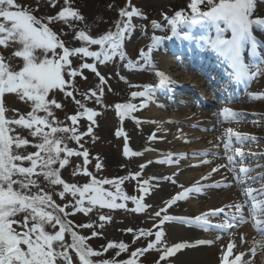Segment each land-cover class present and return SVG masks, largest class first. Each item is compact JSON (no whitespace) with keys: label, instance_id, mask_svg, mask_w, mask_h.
<instances>
[{"label":"snow or ice","instance_id":"obj_1","mask_svg":"<svg viewBox=\"0 0 264 264\" xmlns=\"http://www.w3.org/2000/svg\"><path fill=\"white\" fill-rule=\"evenodd\" d=\"M52 7L57 6V0H48ZM206 2L207 11H199L198 6ZM256 0H191L189 8L191 15L175 12L174 17H165L170 25L173 36H178V24H187L189 27L198 24L211 25L215 29L214 39L206 41L208 46L219 57L227 63L231 69L230 76L237 83L250 82L257 75H264V57L259 58V63L246 64L242 56L245 44H250L253 55H256L257 38L254 36L253 28L257 26L264 29V19H254V7ZM120 20L115 24V31H108L106 34L93 38L84 30H76V22H81L84 17L72 7V0H63L60 10L52 16L37 17L34 9L21 6L17 0H0V46L4 49L13 48L11 56L6 58L0 55V264H73L70 251L75 253L79 264H137L140 256L150 249L160 252V260H166L179 250L191 247L187 243H177L169 247L164 243L163 225L166 222H176L183 225L195 226L204 231L218 229L220 232H228L239 224L247 223L243 210L247 208L248 215L253 222V227L259 228L264 223V185L259 189L253 188L246 182L253 169L244 163L246 153L242 150L246 142H254L255 137L233 130L231 127L222 130L217 136L224 149V156L219 157L216 152H194L193 157H210L211 159H225L226 164L217 165L211 168L202 180H209L213 173H218L220 168H226L232 173L233 180L239 187L241 195L245 198L243 202L226 204L223 207L210 209L195 217H177L169 214V209L178 201L186 200L190 193H201L208 188L232 187V184L205 183L197 181L191 187L181 185L182 191L177 192L170 199L163 201V206L155 212L154 217L158 218L157 229H139L133 231L128 228L126 231L133 234L132 243H137L141 238L154 235L155 240L150 241L147 247L137 248L131 251L129 258L125 260L96 259L101 257L103 252L110 249L116 250L115 256L128 252L129 245L124 242L109 241L102 251H96L86 243L88 237L81 235L75 228L94 229L93 223H82L73 225L70 216L76 213H83L87 216L95 208L99 209H126V201H131L135 207L127 209L130 212H143L146 208L152 207L145 203V196L149 194V177L141 181L143 170L147 164L140 165V171L129 173L118 179H97L88 171L87 166L91 163L89 150L82 142L83 137L93 135L94 119L98 113L86 107L85 103L75 98L74 80L82 75V69H89L95 72L100 79L97 85L99 91H91L90 94L82 93L85 101L95 98V103L103 105L105 78L96 69L97 62L106 64L114 57L121 61L126 59L122 45L126 34L132 31V18L140 16L136 8L131 11L127 8L119 12ZM183 16V20L181 17ZM60 22L73 30V39L80 42L78 47L66 45V41L53 31L50 25ZM154 29L160 25L152 22ZM230 33V37L226 36ZM189 40L190 36L185 34L182 37ZM159 37H153L158 41ZM98 46V50H90L91 46ZM152 50L149 46V52ZM71 57L83 60L90 58L92 63H82L79 67L73 66ZM19 58L22 66L14 63ZM140 59L145 61L149 68H153L147 52L140 53ZM138 63V62H137ZM126 68H133L135 65L128 61ZM159 83L155 87L145 85L143 91H132L131 99L137 97L148 100L156 88L168 87L172 82L161 71H155ZM134 87V86H130ZM59 90L67 97H72L78 106L75 115H66L70 124L60 120L55 115L56 109H63L64 105L55 99ZM68 89H72L71 91ZM111 91V89H109ZM5 93H13L20 101L30 106V111L20 113L13 110V116L7 115L3 97ZM51 93V96H50ZM252 99H264V94L253 96ZM145 103L139 106L131 101L116 103V115L123 122L126 118L136 120L132 113L145 107ZM82 110V111H81ZM218 124L239 123L244 114L235 112L229 107H224L218 113ZM86 117L89 121L87 131L79 130L81 118ZM139 123V121H136ZM153 123V121H147ZM195 127V125H193ZM27 131L30 141L23 135ZM159 130V129H158ZM117 137H125L124 156H141L142 152H132L127 143V134L122 129L117 130ZM155 134L149 136L154 140ZM70 142L79 145V149L69 146ZM234 145H237L234 147ZM31 146L36 149L34 152H27ZM151 149H145L150 151ZM255 156V153H252ZM260 155H264L261 153ZM71 157L83 158L82 165L77 164L72 172L73 176L84 175L90 177L89 182L80 185L68 183L61 175L70 163ZM239 158V159H237ZM187 159L183 154L173 157L172 153L164 155V159L157 161L160 164L179 163ZM210 159H203L201 163L209 164ZM148 163H152L151 160ZM103 165L97 159L95 168L99 171ZM175 174V173H174ZM171 179V177H165ZM125 181H136L139 195H126L122 187ZM176 184V180H172ZM255 183V180H253ZM43 185V186H42ZM109 185L111 189L105 188ZM57 187L59 190L57 191ZM54 195L66 201L63 206L57 204ZM71 197V200L67 198ZM123 201V202H121ZM234 209V211H233ZM221 214H223L221 218ZM99 221L111 220L112 217L100 214ZM216 219L218 222L212 223ZM99 228L104 224L100 223ZM91 235L96 237L99 233L95 230ZM231 235V233H229ZM264 238V233H261ZM66 236L71 242L66 241ZM219 239V236L216 237ZM213 240H198L196 244H212ZM259 243V242H257ZM233 243L229 242L226 250L220 255V264H248L242 261L243 251L239 254L233 253ZM234 256L229 260V255Z\"/></svg>","mask_w":264,"mask_h":264},{"label":"rangeland","instance_id":"obj_2","mask_svg":"<svg viewBox=\"0 0 264 264\" xmlns=\"http://www.w3.org/2000/svg\"><path fill=\"white\" fill-rule=\"evenodd\" d=\"M189 1L191 0H72V7L75 6L77 8L76 10L79 11L80 14L84 17L83 21L76 22L75 29L84 30L86 33H90L93 36L97 37L106 34L108 31H115V24L118 20L121 19L119 16V12L121 9L127 8V10L131 11L132 8H136L140 12V16L132 18V31L126 34L125 40L122 45V50L125 53L126 59L121 61L117 56L114 57L111 61H108L106 64H99L98 62L96 64L98 72L102 76L109 79V85L104 84L102 86L104 88V95L101 99L103 101V105L105 106L96 104L95 98H92L93 100H89L91 103L95 104H91V106L94 107L97 111H99L98 115L94 118L96 120V123L92 125L93 135L96 138L95 140H93L92 136L89 135L83 137L82 142L84 143V146L89 150L90 158H92L91 163L87 166V168L96 176L97 179H108L111 176H116L126 171L133 172L138 169L136 167L138 165L135 164L134 159L130 158L129 156L128 158L123 157L124 155L121 156V142L119 140H124L123 142L125 143V137L123 135L119 136L117 140L115 137L114 130H119L120 127L118 125H121L124 131L127 130L126 134L137 135L141 145H146L148 142L149 129H146L144 131L141 127L142 125H139V123L137 126H135L136 121L141 120H139V117H137L136 120H134L133 122L132 120H129L127 118L123 122H121L120 118L116 115L115 104L125 102L126 100L123 101V99L127 97V102H134L136 100L137 102H140L142 97H137L133 100L131 99L130 93L132 91H143L145 85H151L154 87L155 83H153V79L145 77H136L137 74L144 72L145 69H149V67L145 64V61H142V59H140V53L142 51L146 52L145 47L141 48V46H143V44H146V39L151 37L153 38V36L164 37L163 39L169 38V35L171 34V29L170 25L166 22V20L161 18V16L163 17V11L168 13L170 6L174 2H178L176 3V7L178 6L182 8L184 11L183 13L187 14L191 12L189 8V4L191 2ZM17 3H19L23 7L34 9V14L39 18L41 16L46 17L55 15L60 10V5H62L63 0H57L56 7H52V5L49 4L48 0H17ZM255 5L256 7L254 13L260 14L261 17L264 16V0H256ZM198 8L199 11H202L200 5ZM167 17L172 18L174 17V15H170ZM181 18H183V16ZM153 21L160 25L159 29L153 28ZM181 24H178L177 27L178 34L181 33V28L183 27V25ZM63 26V38L69 39V41L74 44V39L72 40L73 31H70L67 25H64L60 22H56L52 25V28L57 31V29L59 30V28L62 29ZM153 41L158 43V41L156 40ZM75 45H80V42H76ZM90 50H98V46L93 45L91 46ZM0 51L2 53H5V57L8 58L11 56V53L12 51H14V49H4L2 46H0ZM154 52L152 53L153 57ZM83 60L92 61L90 58L87 57H85ZM83 60L77 59L76 57L72 58V61H75V64H78V66L80 63H82ZM128 61H132L135 67L129 69H126L125 67L124 69V65L127 64ZM14 63L17 65V70L19 69V66H22V62L19 58H15ZM74 83L76 89V91L74 92L75 98L77 100H81V102L83 103H85V100L83 99V96L80 93L82 90L78 87L79 85L86 90H95L97 92L99 91L97 85H99L100 82L96 80L93 81L91 79L85 80V76L83 74L75 78ZM109 89H111V91H109ZM68 90L71 91L72 89ZM54 91L56 92L55 99H57L58 102H61L64 105L63 109L55 110V115L58 119L65 121V124H70V121H67L66 119V115L70 113L73 114L78 111V106L74 103L72 97L65 98L64 94L58 89ZM3 102L6 108L8 109L7 115L9 117L13 116V110H17L20 113H26L31 110L28 104H25L23 101H20L18 97H16V95L13 93H9L6 96L4 95ZM246 108L250 109V106L247 105ZM253 108L258 111L264 112V99L254 101ZM129 121H131V123ZM89 123L90 122L87 121V118L81 120L80 124L82 125V127H80L79 130L81 132L87 131ZM130 127L133 128L131 131ZM23 135L27 137L30 141L32 140V137L28 136L26 130L23 132ZM69 146L74 149L80 150L79 145L75 144V142H70ZM34 151H36V149L32 148L31 146L27 148V152ZM97 159H101L102 164L105 165V167H103V169L101 168L99 171H97L95 168ZM82 161V157L70 158L69 165L66 166L64 169H61L62 178L66 182H89L88 180L86 181V177H84L82 174L77 176L72 175V172L75 169L76 165H82ZM148 167L149 166H147L143 170L144 173ZM171 179L175 180V177L171 176ZM164 184L168 186L169 189H172L169 182H164ZM128 188V193L132 195L133 191L131 189L133 188L131 185L123 187L124 191L128 190ZM58 190L59 187H57V191ZM134 194L136 193L134 192ZM195 194L196 193H194V195ZM53 198L56 203L60 204L61 206H63V204L66 202L62 201L59 196L54 195ZM67 199L71 200V197H68ZM209 200L210 196L207 195L204 199L196 200V202L198 201V206L201 205L202 207H205ZM144 202L148 205H152V207L146 208L143 212H139V214L130 212L126 209L121 211L112 209L101 210L97 206V208H95L93 212L89 213L87 216H85L83 213H77L74 216H70L69 219L72 220L73 225H79L82 223L89 222L96 225L94 229H74L78 231L81 235L91 237L86 241V243H88V245L96 251H102L103 247L106 246L109 241L124 242L129 245L128 252L121 253V255L118 257L115 256L116 250L110 249L107 252H103L101 257H94V260L112 259L113 257H115V259L117 260H125L129 258V254L131 251H135L137 248L147 247L148 242L155 240V237L153 235L151 237L141 238L137 243L133 244V234L126 231L128 228L133 229L134 232L138 231L139 229L151 230L153 232L157 230L154 227V224H158V218L151 219L150 217H154L155 212L158 211L159 207H162L163 205H161L160 203V205L149 204V202H147L146 200ZM100 214L109 215L112 217V219L106 221H99L98 217ZM100 223L104 224L103 228L98 227ZM169 225L170 222H166L162 226L165 233L166 228ZM93 230L99 233L97 237H93L91 235ZM231 232H236V230L224 232L222 235H220V238L227 236L229 238V241L233 242L234 239L231 238L229 235V233ZM237 238L238 237H236V239ZM163 239L164 243L169 247L175 244L172 240L168 239V236L166 234L164 235ZM66 241L70 243L71 238L69 236H66ZM223 245V243H216L217 248H220ZM242 249V247L238 248L239 251H242ZM70 255L73 258V264H79V262L76 263L77 259L71 251ZM252 258V255L244 252V256L241 259L242 261H247L248 264H256V261H254ZM170 260L171 257H168L166 260L161 261L160 252H158L156 249H150L148 252L144 253L142 256L139 257L137 264H170Z\"/></svg>","mask_w":264,"mask_h":264},{"label":"bare ground","instance_id":"obj_3","mask_svg":"<svg viewBox=\"0 0 264 264\" xmlns=\"http://www.w3.org/2000/svg\"><path fill=\"white\" fill-rule=\"evenodd\" d=\"M175 41H177L176 38ZM165 44L166 42L164 41L163 45L161 44V46H158L155 50L157 57H149L154 67L145 69L144 72L137 74L136 77L151 78L154 81L153 83L157 85L159 83V78L156 77L155 71L163 72L172 83L168 85V87H161V89H168L170 91L169 94L171 95L170 97L172 101L175 99L179 100L183 95V85L190 81V77L188 75L189 72L186 71V67H183L185 63H182L180 57L178 56L185 57L188 55L190 58L192 57L193 59H196L194 57L195 51L186 52L183 45L177 42L172 44L171 41V43L167 42V44ZM160 48L161 51L158 53L157 50ZM168 52L173 53V57H170ZM193 64L196 65V63ZM195 83L194 91H197L200 95H202V92L205 91L203 84L201 82ZM231 86L232 83H228L226 81V85L223 88H229ZM154 98H156L155 91L150 95L147 101L143 99L141 102L134 101L132 103H135L138 106L141 103L146 104L145 107L141 108V116L143 117V120L146 121L143 126V130L145 131L146 129H149L148 133L151 135L155 134V139L151 140L149 144L147 142V146L143 147L139 142L137 135L129 134V144L132 148V152L143 153L141 156H134L135 164L138 166L141 164L149 165V167L145 170V173L141 175V181L148 179L149 177L153 178L149 180V194L145 196V200L149 202V204L160 203L163 205L164 200L170 199L177 192L183 190L181 185L184 187H191L197 181H200L202 176L207 175L209 170H211L209 164L201 163V157L198 160H196V158L191 159L186 153H189L193 149H197L195 152L209 151V149H211V152H217L216 131H213V128L216 126V122L213 112L201 110L192 113L189 110L190 107H188V105L187 109H179L177 106L178 102H176V100L172 107H177L178 112L172 111L174 108H171V112L161 108L158 109L156 106L157 104L153 102ZM126 102L127 99L125 103ZM160 103L165 104L166 100L161 99ZM251 110L255 111L256 109L252 108ZM133 116L135 118L138 117L135 113ZM147 121H153V123H148ZM193 125H195V127H193ZM187 126L189 128H195V132L191 133L192 135H188L186 133L185 128ZM146 148L151 150L145 151ZM167 153H177L178 156L183 154L187 159L180 160L178 164L155 163V161L164 159V155ZM149 160H151L152 163L149 164ZM151 164L153 165L151 166ZM167 175L173 176L177 179V183L172 189H169L168 186L161 181V179ZM233 193L235 192L231 187L222 193H217L216 191H205V193L201 195L210 196V200L207 202L205 207H202L201 205L198 206V202L192 200H189L188 202L183 200L178 201L176 205L169 209V211L170 214L174 216L176 215L177 217L192 218L200 215L199 213L202 211L218 208L224 203H231L229 199L232 197L231 194ZM233 197L234 200L232 203H237L238 199L235 195ZM201 231L202 230L197 227L194 228L193 226L170 222V225L167 226L165 233L168 236V239L172 240L176 244L187 243L193 245L191 247L183 248L171 256L170 264H220V255L222 251L226 250L228 243L231 241H229V238L227 237H219L217 240L215 235L203 236ZM247 232V230L244 231V233ZM198 240H213L215 242L212 244L199 245L196 244V241ZM217 242L221 244L223 243L224 245L217 248L215 246ZM231 243L234 245L233 253L237 254L238 245L242 244V241L237 239ZM232 257L234 256L230 254V261L232 260Z\"/></svg>","mask_w":264,"mask_h":264}]
</instances>
